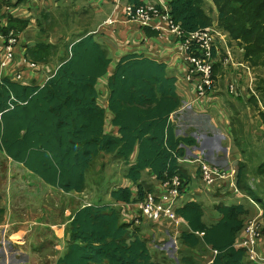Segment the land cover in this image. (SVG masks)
I'll use <instances>...</instances> for the list:
<instances>
[{
    "label": "trees",
    "instance_id": "16d2710c",
    "mask_svg": "<svg viewBox=\"0 0 264 264\" xmlns=\"http://www.w3.org/2000/svg\"><path fill=\"white\" fill-rule=\"evenodd\" d=\"M168 2L172 20L186 33L213 24L205 0ZM212 2L219 28L229 44L239 48L256 77L259 99L253 96L251 102L264 124V0ZM14 14L7 8L1 15L9 21L0 27L3 33L22 32L29 26L28 19ZM41 17L51 15L42 11ZM144 30L151 37L157 34ZM74 31L79 37L62 52L44 35L29 49L33 61L49 63L53 48L62 60L43 84L0 78V151L66 193L86 189L87 173L100 157L110 156L124 170L129 182L113 188L114 203L84 205L71 216L65 227L68 244L55 264H175L164 250L152 249L142 237L135 225L137 219L139 223L145 219L124 213L120 206L144 200L160 182L174 176L179 175L186 186L192 181L181 160L187 148L199 141L187 132L180 134L172 119L184 106L178 76L166 62L137 51L117 55L115 61V43L81 25ZM100 81L106 85V105L100 100ZM246 174L241 165L236 175L240 190L254 200L256 194L264 196V164L258 168L256 188H251ZM214 208L219 218L213 222L205 219L203 204L196 199L176 209L185 222L178 235L180 264H201L193 253L205 250L211 253L206 264H257L238 243L252 214L249 207L222 201Z\"/></svg>",
    "mask_w": 264,
    "mask_h": 264
},
{
    "label": "rangeland",
    "instance_id": "374dc122",
    "mask_svg": "<svg viewBox=\"0 0 264 264\" xmlns=\"http://www.w3.org/2000/svg\"><path fill=\"white\" fill-rule=\"evenodd\" d=\"M58 2L60 3L59 10L52 11L50 13L51 17L48 19L37 17L39 15L38 10L37 12H34L33 8L29 10L33 12L32 16H35V23H37V18H41L39 23H37L38 30L35 35H41L40 31L43 30L42 35L49 39L47 42L53 43L61 52L65 50L69 42L79 37L78 32L74 31L77 25H81V28L84 29L93 30L95 18L100 14L99 12L105 10L104 15H109L111 12V8H107V5L102 0H87V4L82 1L78 3L79 0H59ZM205 11L210 14L214 27H219L217 9L212 0H205ZM59 17L62 18L61 22L59 21ZM115 25L104 26L101 29L103 33L99 34V36L108 42L103 36L110 35V31ZM137 25L133 23L127 25L132 29L128 33L129 37L126 38L128 42L131 40V44L128 46H126L125 37L123 38L121 35L115 34L117 38L113 40V43L119 45V48L112 50L113 52L111 51L115 61L117 54H119L118 49L125 46L127 49L136 48L138 53L160 59L159 54L173 41V34L168 36L167 32L163 31L160 35L153 34L156 37V42L151 45L152 35L147 33L140 35ZM34 32L33 30L25 32L26 37L32 40V45L37 42V40H33ZM225 41H222L221 49L223 47L231 50L232 56L234 55L233 58L235 60L238 59L236 46L229 44V38H227V43ZM49 54L52 60H49L50 62L45 64L40 73L42 82L49 79V75L58 67L59 62L62 61L58 58L59 54H55V48ZM174 59L179 63L181 61L180 57L177 58L175 56ZM169 71L174 74L176 72L178 74L181 73L180 70L177 71V69L172 67H169ZM258 73L261 72L258 71ZM231 76L233 78L230 82L227 81L228 84H235L234 93L241 97L245 96V101L235 99L234 97L236 96L229 92L227 85H224L228 89L224 88V92L221 93L219 99L220 107H212L210 111V114L215 118L216 127L209 119L198 115L197 111L186 104L180 111L172 115V119L179 126L180 134L187 132V134L193 135L196 138L198 137L200 141H203L206 137L205 146L208 144L206 148H199V144L195 148H187L186 157L181 160V163H187V165L200 163L199 160L203 158L215 167H219L226 174L233 170V178L217 181L209 192L210 196L202 199L200 195H190L191 190L196 186L206 191L201 185L200 178L195 177L186 187L185 185L183 186L185 190L182 192L183 194L179 198L178 204L188 200L190 196L195 197L196 200L202 201L203 207L207 212L205 219L213 222L219 218V213L214 208L215 203L222 201L228 204L244 202L250 211H252L251 216L246 220L245 231L247 232L248 228H252L254 234H258L256 241L259 247L261 250H264V196L256 194L255 200H253L251 197L246 196L237 185L235 188L232 185L234 182L236 183L237 171L241 165H244L249 185L251 188L257 187L256 183L259 180L258 168L264 164V124L259 111L255 109L256 106L251 102V96L247 91L249 88V77L245 79L243 76H238L237 74H232ZM99 89L102 91L101 103L106 105L107 91L104 81H100ZM254 89H257L256 84ZM251 95L258 98V93L256 94V92H252ZM185 100L188 101L187 98ZM111 119L112 114L109 113L107 129H110ZM203 149L205 150L204 152ZM123 174L124 170L120 163L114 162L108 155L100 157L94 168L87 173L88 184L86 189L80 193H66L46 183L38 174L28 170L23 164L13 161L3 151H0V264L7 261L9 264L21 263L15 262L14 259L15 253H13V249L18 245L17 243L13 244L12 240H10V237L14 233L20 235L22 241L25 238L27 240L29 238L34 242L35 247L41 245L38 250L31 248L37 255L36 262H32L31 264H55L57 258L65 252L67 247L68 235L66 234L65 227L71 216L84 205L99 204L101 202H105L106 204L114 203L111 191L115 186L126 185L123 184ZM198 182L200 183L198 184ZM238 191L242 194L237 193ZM120 207H123L124 213H133V216L138 214L135 209L128 210L125 205H121ZM150 223L152 222L142 220L135 226L137 228L139 226L142 237L149 240L152 249L164 250L167 256L175 261V264L177 261L180 264L179 234L173 229L170 230L168 226H159L154 223L151 225ZM53 230L57 231L59 235H63L64 233V236H60L61 239H58ZM62 230L63 232H61ZM175 236L178 240L177 244L173 240ZM247 236L245 235V237ZM54 237L57 241L50 240L49 242L48 239H54ZM15 239L20 240L18 236H14L13 240ZM240 239H242V234L239 241ZM26 245H28V242ZM4 247L9 254H4ZM15 252H17L16 249ZM200 253L203 256L198 255ZM193 255L197 257L201 264H206V257L210 258L211 253L205 250L203 252L197 251ZM16 256L21 257V254L17 252Z\"/></svg>",
    "mask_w": 264,
    "mask_h": 264
},
{
    "label": "built area",
    "instance_id": "2783aa9c",
    "mask_svg": "<svg viewBox=\"0 0 264 264\" xmlns=\"http://www.w3.org/2000/svg\"><path fill=\"white\" fill-rule=\"evenodd\" d=\"M3 1L0 0V24H3L4 19L1 17L5 8ZM168 3V0H140L138 4L129 3L124 6L123 20L138 24L142 30L150 28L158 32V35L163 31H166L168 36L173 34L172 43L166 47L167 51L170 49L168 57L156 59L166 62L169 67L174 66L179 68L182 75H177L178 81L182 79L190 84L193 88L194 101L203 103L206 101L205 98L208 96V93L215 87L217 55L221 53L222 41L226 40L225 43H227L228 37L219 27H217L218 29L214 27V24L194 32L186 33L180 25L172 20ZM114 22L113 18H109L107 21L109 24H113ZM2 35L4 36V34ZM151 40V43L154 44L156 37H151ZM23 53L24 50L21 49L20 38L17 33L11 31L2 38V44L0 45V78L11 77L22 84H29L36 80V83L43 84L46 80L42 82L40 73L45 64L31 61L25 56L26 64L24 67H21L18 55H23ZM175 56L177 58L180 57V63L174 59ZM223 62L225 65H232L235 68L242 67L249 77V88L247 90L249 95L252 97V92H256L257 94L256 89H254L255 76L249 66L237 62L229 49H227V56L223 58ZM237 75L243 76V72H238ZM228 88L230 93L240 96L234 93L235 84L228 85ZM185 101L184 105L189 106ZM199 161L200 163H195V165L198 176L203 185H206V188L212 189L217 181L233 178V170L226 174L219 167H215L203 158ZM232 185L235 188L237 184L234 182ZM183 186L182 179L178 175L174 176L167 181L160 182L157 190L146 195L144 200L132 204L126 203L125 206L128 210L135 209L138 212L136 216L139 218L142 217L159 225H165V223L171 224L173 230L179 234L185 224L176 211L180 205L178 204L179 198L182 196L186 185L185 187ZM237 193L242 194L239 191ZM137 222H139L138 219ZM245 235L248 236L245 237ZM257 235L254 234L252 228H248L247 232L244 229L242 239L238 240V243L240 246L246 248L251 261L257 264H264V250H261L256 241ZM173 240L177 244L178 240L176 236Z\"/></svg>",
    "mask_w": 264,
    "mask_h": 264
},
{
    "label": "crops",
    "instance_id": "0c3cea01",
    "mask_svg": "<svg viewBox=\"0 0 264 264\" xmlns=\"http://www.w3.org/2000/svg\"><path fill=\"white\" fill-rule=\"evenodd\" d=\"M26 1L27 0H6L5 1L6 5L3 4V6H5L4 12H5V10L7 11V8H8L10 11L15 13L14 15H18L19 17H21L23 19H28L29 26L25 30L26 31L27 30L35 31L34 34H33V37H34L33 40L43 41L42 34L41 35H35L36 31L38 30V24L37 23H39V20L41 18L40 19L37 18V23H35L34 22L35 21V19H34L35 16H32L33 12L30 11L29 9L33 8L34 12L35 11L37 12V10H38L39 15L37 17H41L42 16L41 15L42 11H48L49 13H51L54 10L58 11L59 7H60V3L58 2L59 0H33V1L29 0L27 3H25ZM75 1H77V0H75ZM81 1L83 3H85V4H87V0H79L78 3H80ZM102 1L105 2V4L107 5V8H111V12H110L109 15H107V14L104 15L103 13H105V10H101L99 12L100 14L97 15L96 18H95V22H94L95 26H94L93 30H89V31L90 32L93 31L92 33L102 34L103 32L101 31V29L104 26H112V25L116 24L114 26V28H112V30L110 31V35H104L103 37L106 38L109 43L113 44V40L117 38V37H115V34H118V35H121L123 38L125 37L124 39L126 41V46L130 45L131 44V40H129V42H128V40L126 38L129 37L128 33L132 29L130 27H128L127 25L130 24V23H133V22L124 21L123 20V12H124V6L128 5L129 3H131L130 2L131 0H102ZM9 2H11L13 4V7H11L10 5L8 6ZM83 13H81V14H83ZM109 18H113L115 20V22L113 24L107 23ZM8 22H9L8 19L6 17H4L3 24H0V27L8 25ZM133 24L136 25L135 23H133ZM137 27H138V25H137ZM138 29H139V34L140 35L143 34V33H146L144 29L141 30L139 27H138ZM146 30H150L152 32H156V31H154V30H152L150 28H146ZM11 31H13L14 33H17L19 38H20L21 49L24 50V53H23V55H18V56H19V59L21 61V67H24L25 64H26L25 63V61H26L25 60V56L28 59H30L28 51L36 43L34 45H32V40H30V39H28V37H26V34H25L26 31H22V32H15L14 30H11ZM9 33L5 34V33H3L0 30V45L2 44V38L4 36L8 35ZM156 33H157L156 35H158V32H156ZM2 34H4V36ZM116 45L119 48V45L118 44H116ZM151 45H153V44L151 43ZM126 46L123 47V48L118 49V53L119 54H117V55H121L122 53H126V52H133V51H137L138 52V50L136 48L127 49ZM112 47L115 50L114 45H112ZM236 50H238V52H239V48L236 49ZM168 51H167L166 48H164L163 52H161L159 54V57H161L162 59L168 57L167 56L168 55ZM142 52H143V50H142ZM238 52H236V55L239 56V58L236 59V61L239 62V63H244L245 65L248 66L247 62H245L244 58H242L243 57V56H241L242 54L240 52L239 53ZM226 56H227V49L222 47L221 53H219L217 55V59H216V70H215V72H216V74H215L216 81H215V87L208 93V96L205 98L206 99L205 102L198 103L199 101H197V102L194 101L195 97H194V94L192 92L193 88H192V86L190 84H188L187 82H185L182 79H180L181 81L179 83H177L178 89H179L181 95H183L184 98L188 99V101L184 100L185 103L189 104L188 107H190L193 110L197 111L198 115H201L203 118L209 119L211 121V123L213 125H215V127H216V124H215V121H214L215 118L210 114V111H211L212 107L213 108H215L216 106L220 107L219 99H220L221 93L224 92L223 89L227 88V86L229 85L228 82H230V80L233 78L231 75L232 74H237L238 72H243V77L245 79L248 78L247 72L242 67L235 68L232 65H225L224 62H223V58H225ZM31 61H33V60H31ZM172 68L177 69V71L179 70V68H176L174 66H172ZM175 74L176 75H182V73L178 74V72H176ZM224 85H227V86H224ZM234 98L235 99H242L243 101H245V96H242V97L241 96H236ZM206 111H208V112L204 113ZM208 116H210V117H208ZM201 135H205V134H201ZM212 136H213V134H212ZM209 138L212 139L211 136H209ZM205 139H206V137H205ZM205 139L203 141H200V139L198 138L199 145H200L199 148H202V147L206 148V146L208 144H206V146H205ZM195 147H193V148H195ZM204 151L205 150L203 149V152ZM181 164L189 171V175L191 176L192 180L195 177H199L198 176L197 167H196L195 163H191V165H187V163L186 164L185 163H181ZM128 182L129 181H127L123 177V184H127ZM199 183L200 182H198V184ZM201 185H202L203 189H205L206 191H204L201 188H199L198 186H196L195 188H193L191 190V194L190 195H196V196L200 195V197H202V199L206 198V196H210L209 192L211 191V188H206V185L204 186L202 182H201ZM157 187H159V184H158ZM222 192H224V191H222ZM192 199H196V198L193 197V196H190V198L188 200H192ZM188 200H186V201H188ZM206 214H207V212H206ZM160 226H168V228H170L171 230L173 229L172 225L169 224V223H167V224L165 223V225H160ZM47 231H49V230H47ZM61 232H63V230ZM54 234H55V236L58 237V239L59 238L61 239V237L64 236V233H63V235H59V233H57V231L56 232L54 231ZM4 236H5V234H4ZM14 236H18V238L20 240H17V239L13 240ZM162 239H164V238H162ZM10 240H12L11 242L13 244H15V243L18 244L17 246L15 245L16 247L13 249V253H15V255H14L15 262H21L19 264H31L32 262L33 263L36 262V256L37 255L32 251L31 248H34L35 250L36 249L38 250V248H40L41 245H39L38 247H35L34 246V242L31 241L29 238H28V240H27V238H25V240L22 241L21 236L17 235V233H14L10 237ZM48 240H49V242H50V240L57 241V240H55V237H54V239L50 238ZM27 242H28V245H26ZM15 249L17 250L18 254H21V257H17L16 256L17 252H15ZM3 252H4V254L6 253V255L9 254V253L6 252L5 247L3 248ZM2 264H9V263L7 261V262L2 263ZM176 264H179V261H177Z\"/></svg>",
    "mask_w": 264,
    "mask_h": 264
}]
</instances>
